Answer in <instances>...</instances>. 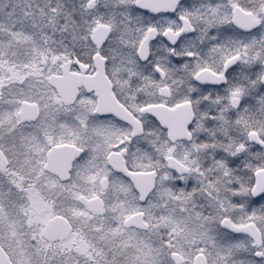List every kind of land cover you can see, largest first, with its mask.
Returning <instances> with one entry per match:
<instances>
[{
    "label": "snow or ice",
    "instance_id": "1",
    "mask_svg": "<svg viewBox=\"0 0 264 264\" xmlns=\"http://www.w3.org/2000/svg\"><path fill=\"white\" fill-rule=\"evenodd\" d=\"M113 7L118 23L131 29L130 57L152 84L139 110L180 109L185 116L187 142L179 145L174 120L166 121L170 131L148 121L146 133L158 138V179L143 209L133 192L141 216L159 206L176 213L160 241L159 264H176L180 253L185 264L201 257L203 264H264V0H127ZM200 200L207 215L196 210ZM153 219L158 226L168 217L149 211ZM189 219L208 225V236L184 252L172 239Z\"/></svg>",
    "mask_w": 264,
    "mask_h": 264
},
{
    "label": "flooded vegetation",
    "instance_id": "2",
    "mask_svg": "<svg viewBox=\"0 0 264 264\" xmlns=\"http://www.w3.org/2000/svg\"><path fill=\"white\" fill-rule=\"evenodd\" d=\"M52 1L49 3L50 8L57 5V9H63L65 14L69 13V21L78 23H82L83 18L80 7L95 1L93 14L103 17L98 26L109 28L110 35L101 46L94 43L92 36L98 27L96 26L88 41L81 34L75 41V44L78 42V47L69 49L72 40L63 31L60 37L61 50L45 48L43 57L40 56L41 60L39 58L38 63H35L34 54L26 49L21 52L20 44L15 45L13 39V45L3 50L5 37L0 33V105L21 103L16 125L2 129L0 133V152L6 161V167L0 170V174L9 172L2 183L16 189L21 200L25 196L26 205L30 201L28 190L38 191L51 209L52 217L49 221L63 217L60 209L66 202L68 186H75L73 192L80 195L79 199L100 198L104 205V194L111 178L120 179L131 186L127 178L110 166L111 156L123 161L129 172H155L154 169L133 168L129 158L132 150H142L146 146L145 138L148 134L145 130L149 127L148 121L156 120L146 112L156 106L139 110L145 101L151 99L152 84L145 79L130 57L131 44L127 37L132 34L131 29L123 21L118 23L117 16L112 18L109 14L115 15V3H125L127 0H79L74 13L71 12L73 9L67 11L64 4H59L63 0ZM247 2L248 0H241V3ZM50 12L55 20L57 13ZM74 16L75 19L72 20ZM43 73L46 75L42 82L39 78ZM50 76H56L64 83H68L71 78L81 80L75 103L67 106L62 102L56 89L48 82ZM111 102H115L135 119L141 129L140 134L134 136V128L111 112L115 108L111 106ZM23 104L36 106V118H31L28 122L20 121L19 114ZM77 105V112L70 113L69 110ZM74 124H80L81 127H74ZM165 130L168 131L166 128ZM43 139L45 144L41 165L38 145H41L42 142L39 141ZM178 143L184 141L176 142ZM117 145L127 151H119ZM63 146L81 152L70 166L67 161L71 158L65 156L68 154L49 159L54 149ZM98 180L100 185H97ZM148 231L149 229L137 232L145 234ZM49 243L57 245L61 242Z\"/></svg>",
    "mask_w": 264,
    "mask_h": 264
},
{
    "label": "rangeland",
    "instance_id": "3",
    "mask_svg": "<svg viewBox=\"0 0 264 264\" xmlns=\"http://www.w3.org/2000/svg\"><path fill=\"white\" fill-rule=\"evenodd\" d=\"M50 1L52 0H49L47 5H50ZM68 1L72 3L73 10L71 9V12L74 13L77 9L75 8L76 2L78 3L79 0ZM94 2H88L83 4L82 8L80 7L83 18L82 23L80 21L78 23L69 21L67 16L69 13L65 14L63 9L56 8V10L46 7L45 0H38V4L36 3V6L41 9L42 19L30 18L31 12L29 11L30 7H27V0H0V33L6 40L2 44L3 50L13 45V39L15 45L16 43H18L17 46L20 44L21 52L25 49L28 50L29 53L34 54L35 63H38L40 56L42 58L44 55L45 48L61 50L59 25L65 28L70 25L74 28L73 32L70 34L67 32L65 35L69 38L75 35L71 39V47L68 48L76 49L78 47V42L75 44L77 36L82 34L88 41L94 28L100 25V20L103 18L94 16L92 8ZM64 3L67 4L66 1ZM65 4L64 6H66ZM50 11L55 12L54 14L57 13L55 20ZM109 14L112 18L116 16L112 13ZM49 16L53 19L49 21L56 24L55 32H53L51 24H49L50 27L46 26L45 21L50 19ZM74 19L75 16L72 20ZM124 51L128 50L124 49ZM45 75L43 73L39 80L43 82ZM20 106L21 103L10 106L0 105V133L2 129L16 125ZM78 107L79 105L69 112L75 114ZM53 127L59 126L53 125ZM74 127H81V125L74 124ZM232 134L237 135L235 131ZM145 140L146 146L142 150L136 148L130 153L129 163L135 169L150 170L160 163L157 150L158 138L148 135ZM40 142L42 143L38 145L40 149L38 154L41 157L40 164L42 165L44 139ZM172 155L174 156L175 153ZM8 174V171L0 174V243L14 264H149V262L159 264L162 252L165 250L161 247L160 241L162 238L168 239L167 232L171 227V219L176 213L169 211L164 206L154 207L145 211L144 214L145 221L149 225L147 233L125 229L123 222L129 216L137 213L133 204L134 191L125 181L117 178L109 180L103 198L106 210L102 217L87 213L78 203L80 195L73 192L75 186H68L66 202L63 207L61 206L60 213L70 222L73 232L64 242L50 245L43 238V230L52 217L50 207L44 203L39 192L34 189L28 190L30 201L26 205L25 196L21 200L16 189L2 183ZM98 183L97 185H100V180ZM205 203L204 200L198 201L196 210L207 215L211 209L200 208V205ZM189 204L190 202H186L185 207H188ZM145 205L147 203L140 205L141 209ZM149 211L155 217H159L163 213L168 219L159 220L158 226H156L157 220L153 219L151 222L148 220ZM188 223L190 227L172 239V244L177 248H182L184 252L202 247L208 236L209 226L204 223L202 225L199 219L195 222L189 219ZM178 255L185 261L183 253Z\"/></svg>",
    "mask_w": 264,
    "mask_h": 264
},
{
    "label": "water",
    "instance_id": "4",
    "mask_svg": "<svg viewBox=\"0 0 264 264\" xmlns=\"http://www.w3.org/2000/svg\"><path fill=\"white\" fill-rule=\"evenodd\" d=\"M152 0H139L138 3L148 4L151 3ZM240 16L245 15L242 12L238 13ZM249 19V17H247ZM250 20V19H249ZM110 29L104 26H99L92 37L94 43L98 45H102L104 41L109 38ZM103 68L101 69V71ZM48 82L51 86H53L59 96L61 97L62 102L69 106L75 103L78 95V86L81 83V80L77 78H71L68 83H64L62 79H58L56 76H50L48 78ZM111 106L115 107L113 111H111L117 118L124 121L125 123L131 125L134 130V136L140 134V126L137 124L135 119L125 110H123L119 105L115 102L110 103ZM151 116H153L159 123H165V128L168 129L166 121L174 120L176 122L175 129V142L178 141H186L184 136V130L186 125L184 123L185 116L182 114L180 109H176L175 112H172L168 109L160 108V107H151L146 110ZM37 116V108L35 105L23 104L21 112L19 114V119L21 122H28L31 118H36ZM170 131V129H168ZM62 154L66 157H69L67 161L70 166L71 162L78 156H80L81 152L75 150L72 147L63 146L53 150L49 159H52L56 156H61ZM72 156V157H70ZM64 157V156H63ZM116 156L110 157V166L116 171L121 173L125 178H127L135 191L138 194L142 195L143 199L139 202L141 205L147 203L150 196L153 194V191L156 188L157 176L155 172H129L124 162L121 160H116ZM173 160H170L169 163H173ZM6 167V161L2 153L0 152V170H3ZM105 189V188H104ZM79 203L85 208V210L91 214H95L97 216H103L105 214L104 203L100 198L97 199H87L82 197L79 199ZM145 222V216H141L139 214H133L129 218H127L123 226L126 229H135L137 231L145 232L148 230V225ZM72 233V227L69 222L63 217H56L52 219L48 225L46 226L43 237L48 242H62L66 240ZM176 264H184V259L177 255L175 257ZM0 264H13L11 258L7 254V252L0 246ZM200 264H203V258H200Z\"/></svg>",
    "mask_w": 264,
    "mask_h": 264
},
{
    "label": "trees",
    "instance_id": "5",
    "mask_svg": "<svg viewBox=\"0 0 264 264\" xmlns=\"http://www.w3.org/2000/svg\"><path fill=\"white\" fill-rule=\"evenodd\" d=\"M29 1H31V6H29ZM64 1H66L67 4H65ZM37 2H38V0H27V4H28L27 7H30L29 11L31 12V15H29V16H30L31 19L32 18L33 19H36V18L40 19L42 17L41 9L38 6H36ZM47 2H48V0H45L46 7H48L50 9L49 5H47ZM63 3L66 5L65 7H67V11H69V9H72V5H71L72 3H70V1L63 0V1L59 2V4H63ZM53 8H57V5H56V7L53 5ZM49 20L52 21L53 19H51V18L49 19L48 18V21H45L46 22V26H49V24H51V28L53 29V32H55L56 31V26H55L56 24L55 23H51ZM68 26H69L68 28H65V27H62L61 25H59L60 29H58V31L60 33H62L63 31H66V32H68L70 34L71 32H73L74 28H72V26H70V25H68ZM73 36H75V35H73ZM73 36H71L69 39H72Z\"/></svg>",
    "mask_w": 264,
    "mask_h": 264
}]
</instances>
